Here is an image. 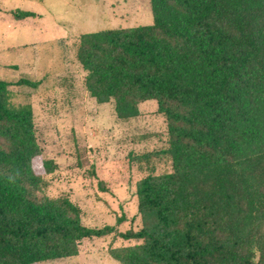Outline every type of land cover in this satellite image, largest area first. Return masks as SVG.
Here are the masks:
<instances>
[{
	"label": "trees",
	"instance_id": "trees-1",
	"mask_svg": "<svg viewBox=\"0 0 264 264\" xmlns=\"http://www.w3.org/2000/svg\"><path fill=\"white\" fill-rule=\"evenodd\" d=\"M151 24L79 35L84 85L119 119L154 99L167 146L136 157L141 227L109 249L121 264H264V0H150ZM19 18L34 15L16 10ZM17 84L36 83L21 78ZM0 78V264L79 253L90 227L68 195L46 192L57 163L43 156L33 107ZM171 169L156 172L153 159Z\"/></svg>",
	"mask_w": 264,
	"mask_h": 264
},
{
	"label": "rangeland",
	"instance_id": "rangeland-1",
	"mask_svg": "<svg viewBox=\"0 0 264 264\" xmlns=\"http://www.w3.org/2000/svg\"><path fill=\"white\" fill-rule=\"evenodd\" d=\"M18 9L34 15L19 18ZM152 22L150 0H0V78L14 83L15 104L32 105L43 156L57 163L44 175L46 192L68 195L85 225L115 227L83 239L77 255L40 264H121L109 249L136 242L119 234L141 227L136 182L147 170L136 157L167 146L166 119L154 99L125 120L113 102H97L85 88L75 45L86 31ZM21 78L36 84H17ZM153 161L157 173L171 169L167 158Z\"/></svg>",
	"mask_w": 264,
	"mask_h": 264
}]
</instances>
